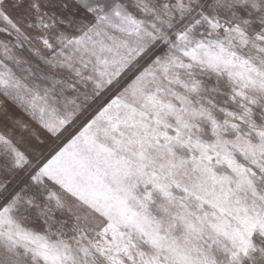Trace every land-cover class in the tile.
<instances>
[{"label": "snow or ice", "instance_id": "snow-or-ice-1", "mask_svg": "<svg viewBox=\"0 0 264 264\" xmlns=\"http://www.w3.org/2000/svg\"><path fill=\"white\" fill-rule=\"evenodd\" d=\"M0 264H264V0H0Z\"/></svg>", "mask_w": 264, "mask_h": 264}, {"label": "rangeland", "instance_id": "rangeland-1", "mask_svg": "<svg viewBox=\"0 0 264 264\" xmlns=\"http://www.w3.org/2000/svg\"><path fill=\"white\" fill-rule=\"evenodd\" d=\"M0 99H2V98H0Z\"/></svg>", "mask_w": 264, "mask_h": 264}]
</instances>
